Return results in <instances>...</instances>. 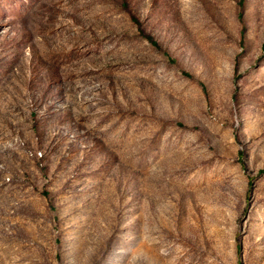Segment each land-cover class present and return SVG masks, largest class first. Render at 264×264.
Wrapping results in <instances>:
<instances>
[{
  "label": "rangeland",
  "instance_id": "obj_1",
  "mask_svg": "<svg viewBox=\"0 0 264 264\" xmlns=\"http://www.w3.org/2000/svg\"><path fill=\"white\" fill-rule=\"evenodd\" d=\"M0 264H264V0H0Z\"/></svg>",
  "mask_w": 264,
  "mask_h": 264
}]
</instances>
